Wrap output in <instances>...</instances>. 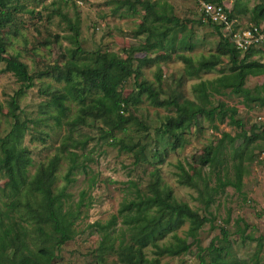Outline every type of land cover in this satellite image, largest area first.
Wrapping results in <instances>:
<instances>
[{
    "label": "rangeland",
    "instance_id": "rangeland-1",
    "mask_svg": "<svg viewBox=\"0 0 264 264\" xmlns=\"http://www.w3.org/2000/svg\"><path fill=\"white\" fill-rule=\"evenodd\" d=\"M17 1L22 11L16 16L15 22L2 31V37L7 43V56L19 57L35 77V87L19 97L21 121L29 127L22 146L29 149L34 162L29 168V176L32 177L40 167L48 165L64 146L77 153L78 162L87 166L86 172L80 168L75 173V182L68 188L73 205L80 202L82 192L87 195L81 218L75 224V238L64 246L58 263L114 264L117 260L115 256H107L105 262L96 258L101 234L93 225L97 222L106 224L118 214L123 202L133 198V184L147 190L148 185L155 180L153 174L159 172L162 185L171 188L179 202L189 204L212 221L199 232L188 254L166 258L163 263L200 264L202 256L209 259L208 249L213 242L217 246L224 244L221 230L226 229L230 233L232 260L241 264H264V107L246 105L231 90H225L222 94L209 90L208 103L195 92L194 88L199 83L214 81L228 74L231 67L229 58H224L222 64L213 71L201 72L196 77L185 74L186 65L180 56L191 57L198 65L201 59L216 52L220 41L212 25L200 23L199 0H142L157 3L159 13L178 19L182 25H165L164 30L172 29L168 32V40L176 37L174 45L170 47L166 40L165 49L157 48L152 52L138 50L147 43V34H137L145 21L146 12L141 7L135 11L127 7L120 9L119 2L123 0ZM223 4L228 10L233 9L232 0H223ZM256 4L254 0L241 3L240 13L235 15L241 28L254 24L252 14L247 11ZM76 31H79V37ZM183 41L193 49H186L182 45ZM132 50L135 51L132 53L134 67L141 72L138 81L152 84L162 100H177L179 103L190 100L208 109L224 104L227 108L238 110L237 119L242 122L243 131L249 136L253 127H256L259 138L247 148V153L253 155V159L244 165L242 193L234 187H227L214 196L215 201L207 210L205 201L209 194L201 195L200 191L204 190L205 184L217 188L219 180L233 181L236 175L234 164L238 160L232 158V149L226 142L219 162L203 166L199 161L206 148L217 147L224 133L237 137L236 146L245 147L244 138L239 137L242 129L232 126L229 117L225 122H220L199 116L197 124L185 135L184 146L174 151L170 147L172 140L160 129L168 117L176 115V109L156 107L147 95L137 97L134 76L120 90L122 99L132 98L124 113L127 118H131V123L125 131H117L115 137L129 146L144 147L146 161L137 164L133 154L110 146L112 140L104 134L110 127L102 121L89 120L90 126H81L71 132L67 124L75 119L80 108L74 102L66 103L70 111L62 118L61 126L57 124L54 119L57 113L55 109L47 107L50 97L44 94L47 89L54 92L65 86L64 82L59 83L54 78L57 75L56 67L63 68L72 60L79 65L90 64L95 54L106 51L126 60ZM144 59H149V62L141 64ZM251 59L264 63V50ZM3 67L4 64H0V69ZM159 74L161 81H158ZM19 87L12 74H0V137L11 130L13 121L9 102ZM245 87L251 90L264 87V76L248 77ZM135 99H139L138 103L134 102ZM90 101L88 97L87 103ZM81 142L85 147H80ZM62 157L56 182L59 189L66 185L65 176L71 164L68 153L62 154ZM181 164L194 176L197 188L179 183L177 167ZM197 172H201V175H197ZM10 190V181L0 173V202L7 200ZM187 229V226L184 227L178 232L179 235L183 236ZM243 235L252 237V240H244Z\"/></svg>",
    "mask_w": 264,
    "mask_h": 264
},
{
    "label": "trees",
    "instance_id": "trees-1",
    "mask_svg": "<svg viewBox=\"0 0 264 264\" xmlns=\"http://www.w3.org/2000/svg\"><path fill=\"white\" fill-rule=\"evenodd\" d=\"M207 1L216 5L223 4V0ZM232 1L233 9L228 13L230 20L234 21L235 15L240 13L241 3L245 0ZM254 1L257 4L252 10L247 11L246 8V11L252 14L254 22L248 28L264 25H262L264 0ZM119 3L120 9L127 7L130 11H135L137 7H141L146 12L145 21L138 28L137 34H147V43L140 47L139 51L152 52L157 48L165 49L168 32L172 29L164 30V26L168 23L182 26L178 19L159 13L156 9L157 3L142 0L135 2L123 0ZM21 11L22 7H19L17 0H0V64H4L0 74H12L20 84L18 91L9 102V112L13 121L11 130L4 137H0V173L11 183L7 200L0 202V264H59L58 258L62 249L75 238V224L81 218L87 195L82 192L80 202L73 205L70 203L72 195L68 193V188L75 182L73 177L75 173L80 168L86 172L87 166L78 162L77 153L69 151V148L64 146L60 154L50 160L48 165L40 167L32 177L29 176V168L34 162L29 149L22 146L29 127L26 122L21 121L19 97L35 87V77L30 73L28 65L19 57L7 56V43L2 37V31L15 22L16 16ZM200 23L205 24L201 19ZM162 25L163 31H161ZM209 25L215 28L220 39L217 50L209 57L201 59L198 65L191 57L180 56L186 65L185 74L196 77L201 72L213 71L222 64L224 58H229L231 67L228 74H223L214 81L199 83L194 88L195 92L208 103L209 90L216 94L231 90L234 95L241 97L246 105L256 104L264 107V87L255 90L245 87L248 77L264 76V63L251 59L264 48L252 47L247 52L239 51L233 38L224 34L222 26L213 23ZM234 28L247 29L241 28L238 23ZM76 35L79 37V31H76ZM174 40L176 37L168 40L170 47H173ZM182 45L187 47L186 49H193L186 41H183ZM134 52L132 50L126 60L115 53L99 52L94 55L90 64L79 65L72 60L63 68L56 67L57 75L54 78L59 83L64 82L65 86L54 92L47 89L44 94L50 97L47 107L55 109L57 113L54 117L57 124L61 126L62 118L70 111L66 103L74 102L80 108L75 119L67 124L71 132H75L81 126H90L89 120L102 121L110 127L109 130L104 131L105 136L112 140L110 146L119 147L120 151L133 154L137 164L146 161L144 147L129 146L124 141H117L115 137L117 131H125L126 126L131 123V118H127L124 113L127 112L132 98L122 99L120 90L134 76L138 89L137 97L147 95L156 107L176 109V115L168 117L160 129L172 140L170 147L174 151L184 146L185 135L197 124L199 116L217 119L220 122H225L229 117L232 126L242 129L239 137L244 138L245 147L236 146L237 137L233 138L230 134L224 133L217 147L206 148L204 155L199 158L203 166L214 165L224 154L228 142L232 149V158L238 160L234 164L236 175L233 181L219 180L220 185L217 188L205 184L204 190L200 191L201 195L209 194L205 201L207 210L214 203V196L227 187H234L242 193L244 165L253 159V155L247 153V148L259 138L256 127H253L249 136V133L243 131L242 122L237 119L238 110L227 108L224 104L208 109L190 100H185L183 103L177 100H162L160 93L152 84L138 81L141 72L139 68L134 67L132 54ZM148 62L149 59H144L141 64ZM158 81H161V74L158 75ZM88 97L91 99L90 103H87ZM138 101L139 99L134 100L136 103ZM80 147H85L84 143L81 142ZM65 153L70 155L71 164L65 176L66 185L59 189L56 185L57 173L63 159L62 154ZM177 168L180 184L198 187L194 176L190 175L182 164ZM196 174L200 176L201 172ZM153 176L155 180L148 185L147 190L141 189L136 184L132 185L135 189L133 198L123 202L118 214L112 216L106 224L97 222L93 225L101 234V242L96 251V258L101 262H105L107 256H115L117 260L114 264H168L163 263L164 259L188 254L197 241L199 232L207 223H212L211 219L194 210L189 204L179 202L173 190L162 185L159 172L154 173ZM186 226L188 229L183 232V236L179 235L178 232ZM221 235L224 244L217 246L213 242L208 249L209 259L202 256L200 264H241L230 258V233L222 229ZM243 239L252 240V237L243 235Z\"/></svg>",
    "mask_w": 264,
    "mask_h": 264
},
{
    "label": "built area",
    "instance_id": "built-area-1",
    "mask_svg": "<svg viewBox=\"0 0 264 264\" xmlns=\"http://www.w3.org/2000/svg\"><path fill=\"white\" fill-rule=\"evenodd\" d=\"M200 19L205 24L213 23L222 26L224 34L232 37L239 51L247 52L252 47L264 48V27L236 30L237 21H231L229 10L224 5L211 4L207 0H199Z\"/></svg>",
    "mask_w": 264,
    "mask_h": 264
}]
</instances>
